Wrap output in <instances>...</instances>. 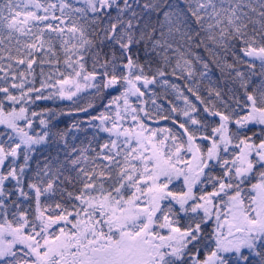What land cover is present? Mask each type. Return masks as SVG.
<instances>
[{"label":"snow or ice","instance_id":"1","mask_svg":"<svg viewBox=\"0 0 264 264\" xmlns=\"http://www.w3.org/2000/svg\"><path fill=\"white\" fill-rule=\"evenodd\" d=\"M0 264H264V0H0Z\"/></svg>","mask_w":264,"mask_h":264}]
</instances>
